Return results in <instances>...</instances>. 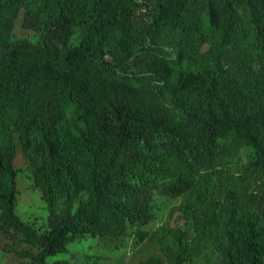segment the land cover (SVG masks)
<instances>
[{
    "label": "trees",
    "instance_id": "16d2710c",
    "mask_svg": "<svg viewBox=\"0 0 264 264\" xmlns=\"http://www.w3.org/2000/svg\"><path fill=\"white\" fill-rule=\"evenodd\" d=\"M0 264H264V0H0Z\"/></svg>",
    "mask_w": 264,
    "mask_h": 264
},
{
    "label": "rangeland",
    "instance_id": "374dc122",
    "mask_svg": "<svg viewBox=\"0 0 264 264\" xmlns=\"http://www.w3.org/2000/svg\"><path fill=\"white\" fill-rule=\"evenodd\" d=\"M244 160V159H243ZM17 198H18V204L16 212L17 214L22 217L23 220L27 219H36L39 217H42L46 215V209L44 201L41 197V193L31 188L29 179L28 181L25 179V177H22L21 173L18 175L17 178ZM167 216L163 213L160 217L155 220L154 223L151 224L149 229H154L159 227L164 223V220ZM132 243L130 242L128 247L125 250V253L127 256L132 255ZM106 247H99L98 250H96L97 253H101L104 256H114L115 253L109 252ZM95 252V250L92 251V253ZM127 260V258H125Z\"/></svg>",
    "mask_w": 264,
    "mask_h": 264
}]
</instances>
